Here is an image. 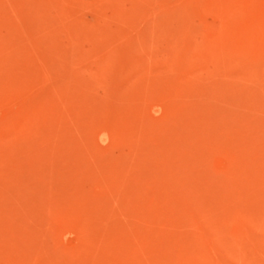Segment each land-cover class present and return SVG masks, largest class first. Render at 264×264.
Masks as SVG:
<instances>
[{
  "label": "rangeland",
  "instance_id": "rangeland-1",
  "mask_svg": "<svg viewBox=\"0 0 264 264\" xmlns=\"http://www.w3.org/2000/svg\"><path fill=\"white\" fill-rule=\"evenodd\" d=\"M0 264H264V0H0Z\"/></svg>",
  "mask_w": 264,
  "mask_h": 264
}]
</instances>
